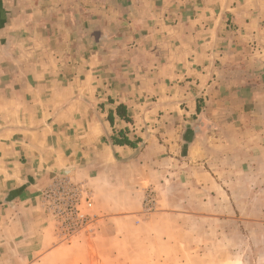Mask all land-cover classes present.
<instances>
[{"label":"rangeland","instance_id":"1","mask_svg":"<svg viewBox=\"0 0 264 264\" xmlns=\"http://www.w3.org/2000/svg\"><path fill=\"white\" fill-rule=\"evenodd\" d=\"M7 4L0 264H264V0Z\"/></svg>","mask_w":264,"mask_h":264},{"label":"crops","instance_id":"2","mask_svg":"<svg viewBox=\"0 0 264 264\" xmlns=\"http://www.w3.org/2000/svg\"><path fill=\"white\" fill-rule=\"evenodd\" d=\"M7 1L8 0H0V39L5 35V34H8L11 29L13 27H30L28 26V23H24L25 20H19V22H15L14 20L11 19L10 15L11 13L14 11L13 7L11 5H8L7 4ZM33 26H36L37 27V23L34 22L32 24ZM2 33V34H1ZM101 106V109L104 111V116L106 118L107 121L104 122V126L106 127L108 125V132L110 134L114 133V132H117L118 129H120L121 127L125 126V122L118 118L116 116V114L113 113V118L111 121H109L107 119V113L110 109L114 108L115 105H112L111 103H104ZM128 137L132 140V136L128 135ZM135 144V143H134ZM112 147H113V150L116 151V152H121L123 151L126 155L125 156H122V157H125V164H127L128 166H131V165H139V162H136L135 158H127L128 157V154L130 152H132V149L135 148V146H129V145H116V144H112ZM21 149V148H19ZM17 149V150H19ZM23 154L22 150L21 151H18V157L21 156ZM119 155V154H118ZM113 159L109 158L108 162L112 161ZM115 162V161H113ZM111 166H108L106 165V168L110 169ZM18 176H15L13 178V180L11 181L10 185L12 186L13 189L19 187H23V189H20V191L18 192V196H20L18 199L22 198V197H25L26 195H28V190H24V189H28V186L26 185V182H27V177H24L23 175V170H24V167L23 168H18ZM158 170H156L155 168L151 167V168H148V170L145 171V173L147 174L146 177H149V182H153V177L159 173L157 172ZM116 171L113 172L114 176L118 179V180H124V181H127L128 177H122V176H119L117 175ZM140 176H142V172L140 171L138 173ZM137 177L136 179L137 180H141V177ZM115 184V183H114ZM113 186V185H112ZM30 188V187H29ZM115 188V191H117L119 188L118 187H114ZM9 194V193H8ZM31 194H34L31 192ZM17 195V194H16ZM29 196V195H28ZM31 198V201H32V197L29 196ZM14 205H16V203H13ZM9 205L11 206V203H9ZM26 208V207H25ZM30 216H32L31 220H33V224H37L39 222H41L42 218H41V213L40 211H37L34 210L32 211V209H30ZM35 231H33L31 233V236H32V239L34 240H38L39 238V235L41 234V231L40 230H36L35 228H33ZM41 229V228H40ZM37 245L40 246V242L37 241ZM41 248V247H40Z\"/></svg>","mask_w":264,"mask_h":264},{"label":"trees","instance_id":"3","mask_svg":"<svg viewBox=\"0 0 264 264\" xmlns=\"http://www.w3.org/2000/svg\"><path fill=\"white\" fill-rule=\"evenodd\" d=\"M113 113L116 114V116L123 120H129V117L127 116L126 107L124 104L120 103L116 105L114 109H110L108 111V119L111 121L113 118ZM111 143L116 145H129V146H135L136 142L131 141L128 137L124 135V131L122 129L118 130L117 132H114L111 136ZM135 143V144H134Z\"/></svg>","mask_w":264,"mask_h":264}]
</instances>
